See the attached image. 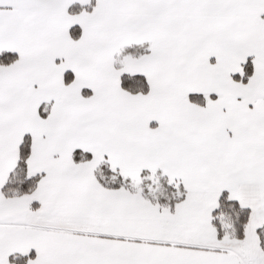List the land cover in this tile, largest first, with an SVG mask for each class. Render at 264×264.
Segmentation results:
<instances>
[{
	"label": "snow or ice",
	"instance_id": "snow-or-ice-1",
	"mask_svg": "<svg viewBox=\"0 0 264 264\" xmlns=\"http://www.w3.org/2000/svg\"><path fill=\"white\" fill-rule=\"evenodd\" d=\"M0 264H264V0H0Z\"/></svg>",
	"mask_w": 264,
	"mask_h": 264
}]
</instances>
